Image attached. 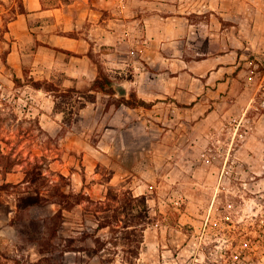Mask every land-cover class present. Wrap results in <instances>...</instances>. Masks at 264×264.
Instances as JSON below:
<instances>
[{
  "label": "rangeland",
  "instance_id": "1",
  "mask_svg": "<svg viewBox=\"0 0 264 264\" xmlns=\"http://www.w3.org/2000/svg\"><path fill=\"white\" fill-rule=\"evenodd\" d=\"M11 13L0 19V252L4 264H264L263 53L246 54L244 75L231 85L225 105L214 103L222 98L218 94L211 97L215 111H196L194 127L178 125L172 135H166L171 125L159 121L161 143L154 150L146 149L142 167H128L116 183L96 186L81 155L70 156L65 143L70 123L90 95L85 92L89 86L80 89L83 97L54 86L55 110L64 109V124L45 127L50 116L55 118L50 103L44 95L34 99L28 86L34 82L17 77L7 61L10 37L1 31ZM211 87L218 92V83ZM194 89L202 91V83ZM109 98L117 102L119 97ZM69 159L83 183L64 174L63 164ZM9 161L15 165L8 169ZM35 164L47 182L33 186L45 194L56 183L66 192L86 194L63 211L55 223L58 233L48 243L34 238L32 219L50 218L61 205L44 200L26 210L18 208L22 190L29 186L23 182L26 171ZM109 172L103 169L99 180L109 178ZM110 188L116 198L109 194ZM143 194L152 222L125 228V203L133 202L137 212L143 204L136 197ZM107 216L111 225L98 229ZM128 230L134 231L130 239L124 238ZM85 231L92 236L83 240ZM96 238L106 244L92 254L91 248L100 246Z\"/></svg>",
  "mask_w": 264,
  "mask_h": 264
},
{
  "label": "crops",
  "instance_id": "2",
  "mask_svg": "<svg viewBox=\"0 0 264 264\" xmlns=\"http://www.w3.org/2000/svg\"><path fill=\"white\" fill-rule=\"evenodd\" d=\"M10 10L1 32L10 37L7 61L17 77L75 88L83 97L80 89L103 68L127 86L125 95L115 87L114 93L90 90L95 99L68 127L69 154L81 155L96 186L116 183L128 167H142L146 149L161 143L159 121L171 125L166 135H172L178 125L194 127L196 111H215L211 97L218 94L214 103L225 105L231 85L244 75L246 54H264V0H0V19ZM198 82L202 91L196 92ZM28 86L34 99L45 96L55 114L45 127H62L54 89ZM132 91L151 106L110 101ZM73 165L65 161L64 174L83 183ZM103 169L110 170L104 181Z\"/></svg>",
  "mask_w": 264,
  "mask_h": 264
},
{
  "label": "trees",
  "instance_id": "3",
  "mask_svg": "<svg viewBox=\"0 0 264 264\" xmlns=\"http://www.w3.org/2000/svg\"><path fill=\"white\" fill-rule=\"evenodd\" d=\"M113 78L110 76L108 71L104 70L103 68L100 69V74L99 77L87 88L85 89V92H88L90 95L87 98V100H93L95 99V94L90 93L89 91L94 89V90H104V91H109L114 93L115 89L112 86ZM34 84L37 87H44L46 89H56L53 87V84L47 81H34ZM74 91H79L75 88H70L66 92L71 93ZM81 91V90H80ZM82 92V91H81ZM86 100V101H87ZM86 101H82L79 109L83 107L86 104ZM122 102H125L131 106H151V102H148L142 98H139L135 92H131L130 97L126 96H121L117 98V104H120ZM64 109H61L63 111ZM10 166L9 168H12L15 165L14 161H9ZM24 183L28 182V189L22 190V194L19 197L18 200V208L19 210H26L32 206L39 205L44 203V200L47 201H54L58 202L61 207L59 208L58 211H56L50 218H43L42 220H37V219H32V227H33V235L35 239H40L44 240L46 243L49 242L50 239L54 238L57 233H58V225L55 224L56 222L60 221V218L63 216V211L69 207H72L73 205L80 203L84 197H86L84 192H66L62 189L61 184H54L52 185L48 190V193L45 194V192L41 189V187L38 186H33L35 183L41 182V183H46V177L44 175L43 170L39 167V165L35 164L31 168H29L26 171L25 177H24ZM109 194H113V197H117V194L114 192L113 188L109 189ZM52 196L60 197L59 200H51ZM72 197H75L76 200L70 201ZM137 200H139L143 206L142 208L137 212H135V205L133 202H127L125 203L126 205L124 206L123 211H128L127 215L128 218L125 219V228H128L130 226L137 227V225H142V226H147L150 222H152V216L149 212V207H148V202H147V197L146 195H141L139 197H136ZM68 204V206H64ZM128 205L130 207H128ZM10 210V209H9ZM119 208L114 209L113 217L114 219H118L119 217ZM112 220L107 216L104 218V220L100 221L98 225V229L104 228L108 225H111ZM129 229V228H128ZM134 229V228H132ZM131 232L128 230L124 235V238L130 239ZM83 237L82 239H86L92 234L89 231L83 232ZM48 239H46V238ZM96 241L99 243L100 246L94 247L93 249L91 248V253L92 254H98L102 247L106 244L104 241H101L100 238H96ZM130 242V241H129ZM86 249V248H83ZM90 249V248H89ZM139 251L136 252V257L138 256ZM0 264H4L2 262L1 258V252H0Z\"/></svg>",
  "mask_w": 264,
  "mask_h": 264
},
{
  "label": "water",
  "instance_id": "4",
  "mask_svg": "<svg viewBox=\"0 0 264 264\" xmlns=\"http://www.w3.org/2000/svg\"><path fill=\"white\" fill-rule=\"evenodd\" d=\"M113 86L119 92L120 95H125L127 93V86L121 82H113Z\"/></svg>",
  "mask_w": 264,
  "mask_h": 264
}]
</instances>
